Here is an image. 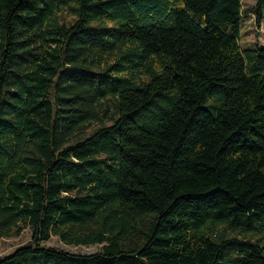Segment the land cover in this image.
Instances as JSON below:
<instances>
[{
	"label": "trees",
	"instance_id": "obj_1",
	"mask_svg": "<svg viewBox=\"0 0 264 264\" xmlns=\"http://www.w3.org/2000/svg\"><path fill=\"white\" fill-rule=\"evenodd\" d=\"M250 11L259 25L264 0ZM241 0H0V264H264V47ZM76 253L46 246L50 236Z\"/></svg>",
	"mask_w": 264,
	"mask_h": 264
},
{
	"label": "rangeland",
	"instance_id": "obj_2",
	"mask_svg": "<svg viewBox=\"0 0 264 264\" xmlns=\"http://www.w3.org/2000/svg\"><path fill=\"white\" fill-rule=\"evenodd\" d=\"M255 3V0H241V6L245 15H243L242 28L239 37V42L242 46L253 45L258 43L264 45V18L261 20L258 26L254 23V15L250 11L251 7ZM264 16V14H263ZM30 240V230L25 228L18 236L3 237L0 239V255L9 253L13 248L22 245ZM46 246H52L55 248L67 250L76 253H89L97 251L100 247L99 244L88 245H71L61 242L57 236H50V238L42 242Z\"/></svg>",
	"mask_w": 264,
	"mask_h": 264
},
{
	"label": "crops",
	"instance_id": "obj_3",
	"mask_svg": "<svg viewBox=\"0 0 264 264\" xmlns=\"http://www.w3.org/2000/svg\"><path fill=\"white\" fill-rule=\"evenodd\" d=\"M241 28H242V26H241ZM261 46H263V47H264V45H261Z\"/></svg>",
	"mask_w": 264,
	"mask_h": 264
}]
</instances>
